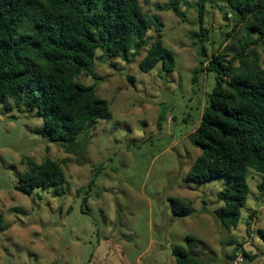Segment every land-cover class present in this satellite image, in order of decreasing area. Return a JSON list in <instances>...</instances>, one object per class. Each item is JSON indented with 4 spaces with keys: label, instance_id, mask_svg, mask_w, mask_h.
Returning a JSON list of instances; mask_svg holds the SVG:
<instances>
[{
    "label": "rangeland",
    "instance_id": "obj_1",
    "mask_svg": "<svg viewBox=\"0 0 264 264\" xmlns=\"http://www.w3.org/2000/svg\"><path fill=\"white\" fill-rule=\"evenodd\" d=\"M195 1L182 6V21L171 11H158L164 1L140 0L144 12L158 16L159 31L147 30L146 45L128 60L101 59L96 51V76L81 75L78 81L95 87L111 119L99 120L83 135L81 149L65 152L48 139L40 119L18 111L9 98L0 100V264H176L175 246L209 264H235L239 258L238 264H264L260 176L248 171L246 203L237 226L228 228L212 215L222 206L218 194L225 179L202 184L187 179L201 154L190 135L216 85V74L206 71L193 83V71L201 61L205 69L212 52L225 56V65L245 36L241 25L233 30L232 17L224 16L226 0H211L202 24ZM201 28L206 38L195 36ZM158 38L174 54L175 69L165 72L158 63L143 72L139 61ZM203 50L207 58L200 56ZM247 51L264 66L263 47ZM26 160L61 163L65 181L58 195L36 189L28 197L15 189ZM173 199L193 213L176 217Z\"/></svg>",
    "mask_w": 264,
    "mask_h": 264
},
{
    "label": "trees",
    "instance_id": "obj_2",
    "mask_svg": "<svg viewBox=\"0 0 264 264\" xmlns=\"http://www.w3.org/2000/svg\"><path fill=\"white\" fill-rule=\"evenodd\" d=\"M155 1L165 2L156 7L158 11H171L185 21L181 8L188 0ZM226 2L224 16L232 17L233 30L241 25L245 36L239 53L225 65V56L212 52L208 66L202 69L201 61L193 71V83L206 71L216 74V85L207 97L199 126L190 135L201 154L187 179L198 184L225 179L218 194L222 206L212 215L228 228L237 226L246 203L249 170L260 176L258 189L264 191V66L251 59L247 51L254 45L264 49V0ZM209 3L211 0L194 3L200 24ZM159 26L158 16L144 12L140 0H0V100L9 98L18 111L40 119L48 139L63 146L65 152L77 151L83 135L99 120L111 119L108 103L96 96L93 85L86 86L78 78L96 76L97 50L102 52L101 59L128 60L132 51L134 56L146 45L145 32L159 31ZM207 33L201 28L195 36L206 38ZM200 56L207 58L204 50ZM158 63L165 72L175 69L174 54L160 38L151 44L138 66L147 72ZM26 165L15 187L18 192L29 197L36 189H54L58 195L57 188L65 181L60 162L35 164L26 160ZM171 203L176 217L193 213L177 199ZM258 234L264 244V230ZM186 239L204 246L194 237ZM171 253L176 264H209L179 246Z\"/></svg>",
    "mask_w": 264,
    "mask_h": 264
},
{
    "label": "built area",
    "instance_id": "obj_3",
    "mask_svg": "<svg viewBox=\"0 0 264 264\" xmlns=\"http://www.w3.org/2000/svg\"><path fill=\"white\" fill-rule=\"evenodd\" d=\"M238 262H242V259L241 258L237 259L236 262H235V264H238Z\"/></svg>",
    "mask_w": 264,
    "mask_h": 264
},
{
    "label": "crops",
    "instance_id": "obj_4",
    "mask_svg": "<svg viewBox=\"0 0 264 264\" xmlns=\"http://www.w3.org/2000/svg\"><path fill=\"white\" fill-rule=\"evenodd\" d=\"M202 241V240H201ZM203 242V241H202ZM204 243V242H203Z\"/></svg>",
    "mask_w": 264,
    "mask_h": 264
}]
</instances>
